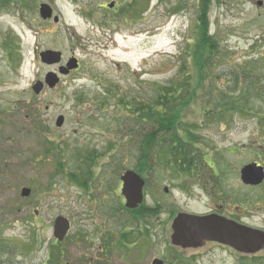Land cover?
I'll return each mask as SVG.
<instances>
[{
    "label": "rangeland",
    "instance_id": "374dc122",
    "mask_svg": "<svg viewBox=\"0 0 264 264\" xmlns=\"http://www.w3.org/2000/svg\"><path fill=\"white\" fill-rule=\"evenodd\" d=\"M43 3L57 22L41 19ZM198 3L7 0L0 6V264H148L152 255L163 264H264V249L247 255L217 243L181 250L170 242L177 213L217 214L264 231V181L247 187L239 179L245 164L264 167V0H212L209 32L217 52L203 64L192 59ZM45 50L59 51L62 65L74 57L80 66L60 77L56 90L34 95L31 85L49 71L38 57ZM170 84L186 96L176 132L198 138L205 163L180 176L153 148L150 167L139 175L146 182L143 206L156 211L142 221L124 209L119 190V176L135 171L140 157L132 119L113 94L105 95L103 108L91 100L117 86L127 102L149 103ZM80 94L87 102H78ZM60 115L64 123L56 127ZM92 157L84 189L70 174ZM23 187L31 190L26 198ZM57 216L71 223L58 244ZM96 232L105 234L104 260Z\"/></svg>",
    "mask_w": 264,
    "mask_h": 264
},
{
    "label": "trees",
    "instance_id": "16d2710c",
    "mask_svg": "<svg viewBox=\"0 0 264 264\" xmlns=\"http://www.w3.org/2000/svg\"><path fill=\"white\" fill-rule=\"evenodd\" d=\"M7 0H0V6L5 4ZM212 0H199L197 12V25H196V40L195 52L192 59L200 60L202 64L206 61L207 57H213L217 52V43L209 32V13ZM199 56V57H197ZM182 85L181 87H183ZM103 96L99 100H91L97 102V105L102 108L105 107V95L113 94L118 101V105L124 108L129 118L132 119L133 130L136 131V137L139 139V152L138 165L134 169L137 173L141 174L148 170V159L150 151L153 148H160L157 155L166 157L168 162L176 168V172L181 176L186 173V176L193 174L197 169L199 162H204L202 154L197 155V148L195 146L196 139H198L192 132L185 130L184 134L178 135L176 126L180 118V109L183 107L186 96H182L181 88H176L170 84L168 87H161L156 100L144 102H127L123 94L118 90V87L103 89ZM78 102H87L88 96L80 94ZM83 101V102H81ZM141 126L140 134L137 128ZM137 127V128H136ZM135 136V135H134ZM50 146L45 148V153L52 150ZM86 165H80L81 171L70 174V179L84 189L88 188V181L92 175L91 167L95 165V158H85ZM205 163V162H204ZM84 164V161H83ZM207 166V165H206ZM61 167V163H58ZM59 171V170H58ZM140 209L144 210L142 205ZM139 209V210H140ZM142 210V211H143ZM138 214L136 217H142Z\"/></svg>",
    "mask_w": 264,
    "mask_h": 264
},
{
    "label": "water",
    "instance_id": "95a60500",
    "mask_svg": "<svg viewBox=\"0 0 264 264\" xmlns=\"http://www.w3.org/2000/svg\"><path fill=\"white\" fill-rule=\"evenodd\" d=\"M262 2H258L261 5ZM114 3L108 4L112 8ZM39 15L42 19L52 17V9L47 4H41ZM57 22V17H53ZM40 60L43 64H56L61 59V53L54 50H45L39 53ZM78 66L77 59L71 57L65 66L59 68L57 72H47L42 81H36L31 89L35 95L40 94L44 86L52 89L59 82V75H67L70 70ZM64 122L63 116H58L55 125L61 127ZM240 179L246 185H259L264 180V168L256 163H250L243 166L240 170ZM121 194L125 199V207L128 209L138 208L144 198L143 189L145 181L136 172L126 170L121 176ZM167 191V189H164ZM31 190L23 187L20 191L21 197H28ZM171 243L182 248L201 247L208 241H214L225 246L233 248L239 253H254L264 247V233L227 220L224 217L215 214L204 216L191 215L187 213H178L172 222ZM70 229V222L62 216H58L53 222V236L61 241ZM162 264L161 261L154 262Z\"/></svg>",
    "mask_w": 264,
    "mask_h": 264
},
{
    "label": "flooded vegetation",
    "instance_id": "af4514ba",
    "mask_svg": "<svg viewBox=\"0 0 264 264\" xmlns=\"http://www.w3.org/2000/svg\"><path fill=\"white\" fill-rule=\"evenodd\" d=\"M257 2H259V1H257ZM260 2H262V1H260ZM113 9V8H112ZM39 57V56H38ZM63 65L61 64V61L60 62H58L57 64H52V65H48V66H46L47 68H48V70L49 71H51V68H53L52 70L53 71H58L59 70V68L60 67H62ZM79 63H78V66H77V68L74 70V71H76L78 68H79ZM71 71H73V70H71ZM70 71V72H71ZM70 72L67 74V75H69L70 74ZM66 75V76H67ZM43 79V78H42ZM41 79V80H42ZM59 85H57L56 87H54V88H52V89H49V88H47V87H44L43 88V90H45V89H47V90H56L57 89V87H58ZM30 89H31V87H30ZM50 152H51V150H50ZM258 164V163H257ZM258 165H260V164H258ZM260 166H262V165H260ZM263 167V166H262ZM181 176V175H180ZM120 181V180H119ZM264 181V180H263ZM262 181V182H263ZM262 182L259 184V185H255V186H260L261 184H262ZM242 183V182H241ZM245 185V184H244ZM247 187L249 186V187H253L254 185H246ZM120 188H121V184H120V187H119V190H120ZM167 189V188H166ZM120 198H122V204H123V207H124V209L130 214V216L132 217H136V215H138V214H141V215H143L142 217H138L137 219L139 220V219H143L142 221H144V219H146V218H149V217H151V216H153V212L154 211H156V208H148V207H144V211H142L141 209H140V207L141 206H139V208H137V209H133V210H131V209H127L126 207H125V199H124V197L122 196V194H121V191H120ZM144 199H145V197H144ZM144 199H143V202L142 203H144ZM140 209V210H139ZM178 214V213H177ZM177 214H176V216H177ZM175 216V217H176ZM174 217V218H175ZM173 218V219H174ZM173 219H172V222H173ZM229 220H231V221H234V220H232V219H229ZM70 222V221H69ZM234 222H236V221H234ZM241 224L243 223L242 221H239ZM243 225H245V224H243ZM171 226H172V224H171ZM245 226H247V225H245ZM247 227H249V226H247ZM250 228H252V227H250ZM70 229H71V223H70ZM70 229H69V231H68V233L65 235V237L63 238V240H61V241H58V240H56L55 238V243H61V242H63V241H65V239H67V237L69 236V232H70ZM252 229H255V228H252ZM256 230H259V229H256ZM171 231H172V228H171ZM259 231H261V232H263L264 233V231H262V230H259ZM172 234V233H171ZM84 234H82L81 232H79V231H77L76 232V236H79V237H82ZM92 235H94L93 233H92ZM95 235H96V237H100L99 238V242H98V249L99 250H102L103 251V257H102V260H104V258H105V234H101V233H98V232H96L95 233ZM120 235V236H119ZM118 236H119V238L120 237H122V238H124L125 237V234H123L122 232L119 234ZM117 236V237H118ZM170 237H171V235H170ZM80 242H84V240L81 238V240H80ZM64 243V242H63ZM73 243V242H72ZM206 243H214V241H208V242H206ZM205 243V244H206ZM215 243H217V242H215ZM75 244V243H74ZM204 244V245H205ZM217 244H220V243H217ZM53 245H56V244H52V246ZM76 245V244H75ZM92 244H90V246H91ZM172 245V244H171ZM203 245V246H204ZM223 245V244H222ZM110 246V245H109ZM172 246H174V247H179L181 250H187V249H197V248H200V247H196V248H193V247H187V248H182L181 246H176V245H172ZM203 246H201V247H203ZM136 249V248H135ZM264 249V247L263 248H261L260 250H258V251H256V252H254V253H258V252H260V251H262ZM90 251V250H89ZM88 251V252H89ZM86 251H82V253L84 254ZM254 253H249V254H247V255H252V254H254ZM58 254V253H57ZM57 254H53L52 256H54V257H56L57 256ZM144 254V253H143ZM99 255H101V254H98V256ZM138 255H140L138 252L136 253V259H137V257H138ZM54 257H51V259H50V262L51 261H54L55 260V258ZM58 257V256H57ZM59 258V257H58ZM93 257H91L90 256V260H89V262L90 263H93L94 262V260L92 259ZM141 258V257H140ZM48 260H49V256H48ZM155 260H158V258H156V256L155 255H152L151 256V260H150V262L148 263V264H155L154 262H155ZM136 262H137V264H139V260H136ZM161 262H163V261H161ZM104 262H102V263H100V261H95V264H103ZM176 263H178V262H176ZM171 264H174L173 262L171 263Z\"/></svg>",
    "mask_w": 264,
    "mask_h": 264
}]
</instances>
